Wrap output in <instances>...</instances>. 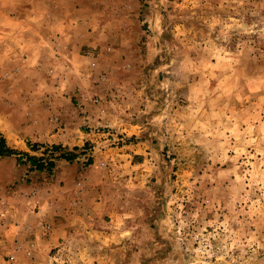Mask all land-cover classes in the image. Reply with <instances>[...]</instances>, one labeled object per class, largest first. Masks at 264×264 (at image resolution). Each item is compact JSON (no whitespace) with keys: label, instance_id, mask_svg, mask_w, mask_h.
Returning <instances> with one entry per match:
<instances>
[{"label":"rangeland","instance_id":"rangeland-1","mask_svg":"<svg viewBox=\"0 0 264 264\" xmlns=\"http://www.w3.org/2000/svg\"><path fill=\"white\" fill-rule=\"evenodd\" d=\"M31 2L0 0L52 20L0 22V264H264V0Z\"/></svg>","mask_w":264,"mask_h":264},{"label":"crops","instance_id":"crops-1","mask_svg":"<svg viewBox=\"0 0 264 264\" xmlns=\"http://www.w3.org/2000/svg\"><path fill=\"white\" fill-rule=\"evenodd\" d=\"M3 1H6V0H3ZM7 5L8 2H7ZM31 5L32 7H39V6H45V5H49V0H32L31 2ZM10 8L11 6H7V8ZM35 14H32L30 15L29 17H23L21 15H15V16H12V15H6V14H0V22L1 23H7L9 25H13L16 27V30H15V37H17L18 35H21V37L23 38V33H21V31L23 30V24L25 23H30L32 22V29L31 31H29L31 33V37H27L25 35L24 38H33L31 40H34L35 38L37 40L39 39H47L50 37L48 31H44L41 33V31H39V24L40 23H50L52 22L51 18L49 16H46L44 14H40L39 13V10L36 9L34 10ZM9 28H12L13 27H10ZM47 29L50 30V24L48 25ZM9 34H12V32H7ZM35 39V40H36Z\"/></svg>","mask_w":264,"mask_h":264},{"label":"trees","instance_id":"trees-1","mask_svg":"<svg viewBox=\"0 0 264 264\" xmlns=\"http://www.w3.org/2000/svg\"><path fill=\"white\" fill-rule=\"evenodd\" d=\"M59 149V147H55V150ZM17 151L14 150L13 148L9 147V145L6 142V139L4 138V136L0 133V157H8V156H12V155H16ZM27 160L30 162L31 165H33V167H35V169L37 170H44L47 167H52L53 163L50 162L49 164H47V167L45 164H43L40 159H36L34 157L31 156H26ZM60 158H64L66 160H72V158H70L68 155L63 154L59 156Z\"/></svg>","mask_w":264,"mask_h":264}]
</instances>
